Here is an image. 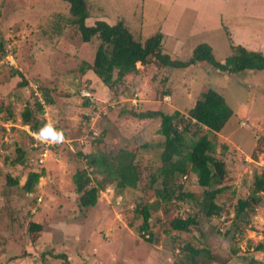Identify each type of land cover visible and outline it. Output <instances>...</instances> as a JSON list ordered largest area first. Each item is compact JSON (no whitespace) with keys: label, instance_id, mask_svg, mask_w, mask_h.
Returning <instances> with one entry per match:
<instances>
[{"label":"rangeland","instance_id":"rangeland-1","mask_svg":"<svg viewBox=\"0 0 264 264\" xmlns=\"http://www.w3.org/2000/svg\"><path fill=\"white\" fill-rule=\"evenodd\" d=\"M87 2V25L124 20L142 41L161 32L163 52L172 58L191 56L194 46L201 43L210 45L218 62L232 53L225 28L189 34L185 25L194 19L192 9L184 8L186 0H177L174 7L176 0ZM171 10L180 12L177 16L182 13L179 25L169 16ZM177 31L182 46L176 41ZM0 41L18 64V68L0 67V264H185L189 259L182 248L189 243L209 249L210 256H198L200 264H264V249H257L264 243L260 240L264 206L242 217L237 227L230 220L238 200L250 193L254 175L264 171V70L225 73L207 61L187 69L139 63L141 73L134 89L127 87L128 80L116 93L97 75L83 77L88 70L82 73L81 66L93 60L100 39L82 40L64 0H0ZM16 71L28 75L27 86L20 84L23 79ZM36 84L51 87L55 99L42 116L50 133L37 138L48 145L44 166L36 163L40 153L33 147L35 136L22 119L27 104L35 100ZM205 86L223 94L234 111L223 129L210 135L216 138L215 156L226 162L227 173L221 182L205 188L198 183L197 174L188 171L175 179L174 186L194 192L196 200L175 198L155 209V189L162 185L160 180L152 183L151 173L161 164V120L141 119L133 112L187 113ZM7 104L12 106L15 120L4 121ZM207 131L203 128L196 137ZM17 146L27 152L25 165L11 162ZM121 149L135 154L138 185L119 190L116 181L106 182L97 204L83 207L73 180L77 170L87 166L79 153L105 152L114 158ZM42 168L46 173L35 191L26 192L22 185L27 174ZM9 175L18 177L19 185L9 184ZM95 175L103 180V175ZM206 189H215V200L228 212L205 214L200 203ZM262 195L264 205V192ZM147 205L150 231L142 236L141 210ZM177 216H195L198 224L188 231L173 230L171 221ZM30 222L42 225V231L32 237ZM227 230L230 234H225ZM61 253L67 255V262L57 257Z\"/></svg>","mask_w":264,"mask_h":264},{"label":"trees","instance_id":"trees-1","mask_svg":"<svg viewBox=\"0 0 264 264\" xmlns=\"http://www.w3.org/2000/svg\"><path fill=\"white\" fill-rule=\"evenodd\" d=\"M69 6L70 21L78 29L83 41H91L93 37L98 36L100 42L96 47L94 58L91 62L84 61L81 66L82 73L86 70H92L95 75L111 90L116 93L121 91L129 80L131 84L127 87L130 89L140 76L138 64L158 65L171 68H187L199 61H207L225 73L239 72L242 70H264V51L248 49L241 44L234 43L231 33L226 30L230 42L232 53L223 62H218L210 45L201 43L192 49L191 56L181 59L180 57L172 58L170 54L163 52L164 43L162 42L163 34L158 32L146 40L135 38L124 20H118L115 23H108L104 20H98L94 25H87L86 20L90 16L87 0H64ZM6 45L0 41V59L6 55ZM13 53V52H12ZM12 68L10 65H2ZM18 68V65L15 67ZM16 74L22 77V86L29 84V79L22 75L20 71ZM39 82L38 78L36 79ZM35 80V81H36ZM38 90L42 93L45 104L39 100V96L34 89V102L27 104L22 112L23 123L29 125L31 131L38 132L42 135L50 133V127L45 117L46 105L55 103L52 88L47 85H38ZM168 94V93H166ZM90 102L87 99L86 104ZM8 115L4 121L15 120V113L10 104L6 105ZM234 111L227 103L223 94L214 87H204L200 98L197 99L193 107L187 113L175 110L168 113L163 110L134 111L133 115L138 118H160L161 124L159 132L164 136L162 151L160 154L161 164L156 171L151 173L152 183L161 181V188H156V200L152 207L160 208L162 204L171 202L173 199L185 201L188 199L196 200L194 192H186L181 188L174 186L175 179L181 175H186L188 171L197 174L198 183L205 188L221 182L226 173V162L215 156L216 138L211 134L217 133L223 129ZM207 128V133L196 137L197 132ZM188 134H192L188 136ZM62 137L64 135H61ZM190 137V138H189ZM33 147L42 153L46 144L33 138ZM83 155L86 167L77 170L73 175L76 192L80 193V203L83 207L95 206L98 201V194L104 188L106 182L116 181V187L122 190L125 187H136L140 180L138 166L135 163V154L127 149H121L114 157H110L105 152L79 153ZM27 152L20 146L16 148V156L11 159L13 164H26ZM36 163H40V157L37 156ZM91 169V170H90ZM46 173L44 168L40 170H30L22 188L26 192L33 193L41 177ZM103 175V180L97 178V175ZM8 183L19 185L18 177L8 176ZM223 187L219 188L220 191ZM145 189V187L143 188ZM264 192V171L254 175L253 187L246 198L238 200L235 210V216L230 219L232 226H239L241 218L256 213L258 208L263 205ZM215 189H206L201 200V206L207 216H222L228 210L224 205L219 204L216 200ZM36 201V200H35ZM143 222L140 226V234L145 236L150 231V207L144 206L141 210ZM248 220H245L247 222ZM198 224L195 216L186 218L177 216L171 221L173 230L188 231L191 226ZM30 235L42 231V225L36 222H30ZM225 234H230L227 230ZM152 240V236L147 238ZM257 249L263 250L264 243L261 242ZM187 252L185 255L189 262L185 264H200L198 256L210 251L206 247H198L193 244H187L182 248ZM66 262L68 257L65 253L57 254Z\"/></svg>","mask_w":264,"mask_h":264},{"label":"crops","instance_id":"crops-1","mask_svg":"<svg viewBox=\"0 0 264 264\" xmlns=\"http://www.w3.org/2000/svg\"><path fill=\"white\" fill-rule=\"evenodd\" d=\"M186 1L184 8L188 7L192 9L191 14L193 17L191 18L194 19L185 25V28L187 27L189 30V34L195 31L209 32L215 28H225V30L230 31L234 43L241 44L248 49L264 51V0ZM176 3L177 0L174 2L173 7L176 6ZM197 8H200L198 12ZM170 12L169 16H174L176 18L175 21H178L177 24L179 25L180 22L178 19L182 13L177 16L180 12L177 11V14L174 11L172 12V10ZM167 33L170 34L169 32ZM176 33L178 46H182V42H178L182 41L181 33L178 31ZM85 74H83L84 78H94L95 76L92 70H88ZM25 76L29 78L28 75Z\"/></svg>","mask_w":264,"mask_h":264},{"label":"built area","instance_id":"built-area-1","mask_svg":"<svg viewBox=\"0 0 264 264\" xmlns=\"http://www.w3.org/2000/svg\"><path fill=\"white\" fill-rule=\"evenodd\" d=\"M2 65H10L12 67H16L18 64H17V61H16V57L14 56V54L12 52H8L6 55H4L1 59H0V67ZM34 89H35V93L39 96V100L42 104H45V101H44V98L42 96V93L38 90V86L37 85H34ZM88 92V91H87ZM90 93H88L86 96H90L89 95ZM30 128V127H29ZM28 132H30V134L35 138H39V139H42V134L38 133V132H35V131H31L30 129L28 130ZM95 134H97L96 131H94ZM38 139V140H39ZM42 142H45V141H42ZM50 143V142H49ZM46 144V143H45ZM46 147H48V145H46ZM46 147L44 149V151L40 154V159H39V162L40 163H44L45 159H44V155L46 154L47 155V152L46 151ZM264 239V234H263V237L260 238V240H263Z\"/></svg>","mask_w":264,"mask_h":264}]
</instances>
